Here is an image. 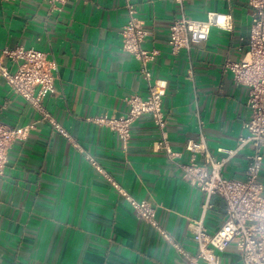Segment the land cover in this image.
Wrapping results in <instances>:
<instances>
[{
	"label": "crops",
	"instance_id": "crops-1",
	"mask_svg": "<svg viewBox=\"0 0 264 264\" xmlns=\"http://www.w3.org/2000/svg\"><path fill=\"white\" fill-rule=\"evenodd\" d=\"M127 1L148 31L145 47L158 51L150 67L165 89L172 158L159 147L161 133L150 114L132 123L127 146L96 121L124 115L127 96L148 93L138 60L122 48ZM210 11L230 13L233 29L213 27L208 40L174 53L171 23L183 14L205 19ZM252 12L248 0H68L57 7L48 0H0V65L16 69L1 55L3 47L33 46L48 53L56 75L55 91L42 100L48 119L0 71V120L35 125L15 141L0 179V264H183L180 248L196 253L189 223L203 215L207 197L184 178L180 164L191 161L188 140L203 135L210 155L221 160L227 153L220 149L236 147L244 132L248 88L235 83L224 64L244 57ZM250 152L247 146L231 156L224 176L244 178ZM194 157L205 164L204 154ZM260 178L264 183V162ZM112 181L156 205L177 246L138 218ZM209 204L203 219L213 233L226 218V203L212 195ZM221 261L228 264L224 253Z\"/></svg>",
	"mask_w": 264,
	"mask_h": 264
},
{
	"label": "built area",
	"instance_id": "built-area-1",
	"mask_svg": "<svg viewBox=\"0 0 264 264\" xmlns=\"http://www.w3.org/2000/svg\"><path fill=\"white\" fill-rule=\"evenodd\" d=\"M53 7L63 5L68 0H48ZM181 5L185 0H176ZM252 7V23L248 37V49L240 61L227 60L224 70L231 71L235 83L248 88L247 105L250 108L249 118L244 121L242 132L232 149L220 150L227 157L216 160L210 155L206 140H188L186 149L193 153L189 163L180 164L184 178L193 186L204 191L207 203L212 195L221 196L226 203V218L222 225L210 233L204 224L203 215L193 219L189 227L198 245L196 253L185 255L183 264H224L221 254L233 248L241 256L242 264H264V183L260 174L264 162V0H248ZM128 20L121 30L122 48L133 55L140 64V72L148 83L145 97L132 94L125 98L128 110L121 116L102 115L96 121L116 131L125 146L131 137V125L142 114H150L161 133L159 147H164L170 158L174 157L168 143L166 131L167 119L163 109L164 86L154 78L150 63L158 51L145 47L148 31L136 13V6L127 1ZM213 27L231 31L234 27L230 13L210 11L205 19H193L185 14L176 18L169 28V44L174 53L182 48H189L193 43L208 40ZM1 55L16 64L11 72L0 65V71L8 85L20 96L30 102L44 118H50L42 100L55 91V65L48 53L36 47L23 45L10 48L3 47ZM54 127L66 134L63 127L52 121ZM202 124V121H200ZM34 124L11 126L0 120V179L10 158L11 149L17 140L25 139ZM251 146L245 177L242 179L226 177L222 173L225 162L243 148ZM205 155V164L195 161V154ZM92 161L93 159L90 158ZM115 189L131 204L136 216L145 220L174 246L173 236L157 218V207L147 200H138L112 181Z\"/></svg>",
	"mask_w": 264,
	"mask_h": 264
},
{
	"label": "rangeland",
	"instance_id": "rangeland-1",
	"mask_svg": "<svg viewBox=\"0 0 264 264\" xmlns=\"http://www.w3.org/2000/svg\"><path fill=\"white\" fill-rule=\"evenodd\" d=\"M235 252H236V250H234L233 248H229L228 250H226L224 252V256L227 257V259H228V264H232L233 260L237 261L238 257L241 258L240 254L238 252H236V253ZM232 253H234L235 257L233 256ZM240 264H242V262Z\"/></svg>",
	"mask_w": 264,
	"mask_h": 264
}]
</instances>
